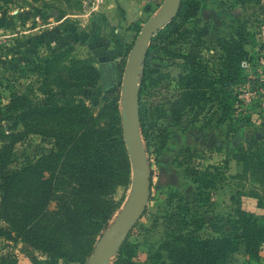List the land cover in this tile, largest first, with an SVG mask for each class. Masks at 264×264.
Instances as JSON below:
<instances>
[{"label":"trees","instance_id":"obj_1","mask_svg":"<svg viewBox=\"0 0 264 264\" xmlns=\"http://www.w3.org/2000/svg\"><path fill=\"white\" fill-rule=\"evenodd\" d=\"M249 2L260 3V0H230L228 7ZM196 9V0H180L175 17L152 39L159 36L161 41L166 39L169 44L180 37L184 40L194 31V26L179 29L194 16ZM236 22L233 31L216 39L219 54L213 68L208 67L199 52L189 49L176 55L168 51L172 57L181 60L174 83L176 94L168 109L175 123L186 111H194L190 121H195L204 111H210V115L217 114L218 123L225 122L242 110L243 100L241 91L236 90L238 86L248 82L250 89L257 91L259 80L247 77L239 63L245 60L256 74L255 65L259 57L264 58V43L257 45L253 33L246 30L247 19ZM138 29L139 23L136 31ZM203 33L196 31L197 42ZM245 45L256 46L258 51L249 52ZM150 47L149 44L147 53ZM67 53L68 50H61L39 58L36 63L30 61V70L38 72L42 86L48 90L42 104L30 105L27 96L30 90L11 92L5 101L0 99V122H10V131L0 135L3 141L0 145V224H4L0 225V238L26 244L44 255L46 264H55L59 260L83 264L95 237L120 204L110 197H102L116 184L126 187L129 184V164L119 126V97L112 96L113 88L102 86V91L109 94L108 100L95 117L80 99L69 93L63 94L62 101H55L52 90L93 88L98 81L105 80L102 70L87 59L70 58L63 63L61 59ZM146 74L144 61L138 116L145 151L148 147L146 131L153 125L147 122L146 106L141 99ZM261 110L264 111V107ZM246 113L242 117L244 122L250 118V111ZM106 115L108 118L104 123L97 125L96 119ZM29 133L51 138V150L33 162L26 160L21 166L9 169L14 160V144ZM165 137V133L159 135L158 148L163 145ZM229 158L241 166V172L236 176L245 179L249 171L254 177L257 185L249 189L248 194L253 196L254 206L262 213L255 215L245 211L239 200L231 196L235 206L227 223L229 230L213 228L218 235L202 237L198 231L205 224L204 219L191 211L188 202L176 203L174 212L164 216L166 226L171 229L149 256L152 264L163 261V258L167 264H226L231 254L239 249L247 259L259 257V251L264 248V141L250 139L237 144L229 151ZM227 159L202 168L184 165V176L194 184L197 201H209L211 191L225 179ZM44 171H47L46 176L42 174ZM177 199L180 201L181 198ZM51 202L54 205L50 208ZM114 257L112 264H133L130 261L132 247L126 238ZM262 259L264 261V257Z\"/></svg>","mask_w":264,"mask_h":264},{"label":"rangeland","instance_id":"obj_2","mask_svg":"<svg viewBox=\"0 0 264 264\" xmlns=\"http://www.w3.org/2000/svg\"><path fill=\"white\" fill-rule=\"evenodd\" d=\"M82 1L11 0L5 3L0 0L1 101H5L11 92L24 93L30 90L27 94L30 105L42 104L48 90L42 86L38 72L30 70V61L36 63L39 58L61 50H68L67 55L61 59L63 63L70 58L87 59L95 68L102 70L105 80L98 81L93 88L52 90L55 101H62L63 94L69 93L80 99L95 117L108 100L109 94L102 91V86L105 89L113 88L112 96L119 97L121 75L131 41L137 33L136 25L139 23L140 27L145 19L151 17L158 10L161 0H152L142 21L130 23L127 27L130 30L128 37L112 31L109 27L105 28L103 21L92 18L93 11L83 15ZM196 1L194 16L179 29H191L193 25L194 31L184 40L180 37L172 44L166 39L161 41L156 36L151 40V47L145 58L147 74L141 99L146 106L147 122L153 124L146 131L150 192L145 211L126 236L132 247L130 261L133 264H152L149 256L170 233L171 226H166L164 216L174 212L173 206L176 203L181 205L188 202L191 211L204 219L205 224L198 231L202 237L218 235L213 228L229 230L227 223L235 206L231 196L239 200L245 211L255 215L261 212L260 208L254 206L253 196L248 194V190L257 185L254 177L249 171L245 179L236 176L241 172V166L229 158V151L250 139L264 141V111L261 110L264 107V58L259 57L254 70L256 74L250 68L246 71L250 79L257 78L259 82L262 79L263 84L258 86L257 91L250 89L248 82L236 88L241 91L243 103L241 112L235 118L218 123L217 114L210 115V111H204L195 121H190L194 111H186L175 123L168 109L176 94L174 83L181 65V60L169 53L177 55L191 49L199 52L201 59L207 62L209 68H213L219 54L216 39L233 31L238 19H247L246 30L253 33L257 45L264 43V0L232 8L228 7L230 0ZM196 31L204 32L199 36L198 42L195 39ZM244 48L249 52L258 51L256 46L245 45ZM117 104L119 108V100ZM249 111L248 122L242 121V117ZM107 118L108 115L97 118L96 124L102 125ZM9 127V121L0 122V135L9 132ZM164 133L166 137L163 145L158 148V137ZM142 141L145 147V141ZM2 143L0 137V145ZM51 148V138L29 133L22 141L14 144V160L8 168H17L26 160L33 162ZM223 158H228L225 179L211 191L209 201H197L194 184L184 176V165L202 168L208 164H219ZM42 174L46 176L47 171ZM128 186L129 184L127 187L116 184L102 198L110 197L114 202L120 203V206ZM178 197L181 198L180 201ZM53 205L51 202L49 207ZM160 252L164 256L162 250ZM21 255L29 256L35 264H46L44 255L26 244L0 238V264L13 261L15 256ZM263 257L264 248L259 251L256 259H247L243 250L239 249L231 254L226 264H264ZM114 261L115 257L110 259L109 264ZM57 263L79 264L60 260ZM157 264H167V260L163 258Z\"/></svg>","mask_w":264,"mask_h":264},{"label":"water","instance_id":"obj_3","mask_svg":"<svg viewBox=\"0 0 264 264\" xmlns=\"http://www.w3.org/2000/svg\"><path fill=\"white\" fill-rule=\"evenodd\" d=\"M179 5L180 0H161L158 10L140 24L131 41L119 85L120 129L129 164L128 191L109 223L95 238L83 264H109L147 206L150 173L139 131L140 78L152 37L175 17Z\"/></svg>","mask_w":264,"mask_h":264},{"label":"crops","instance_id":"obj_4","mask_svg":"<svg viewBox=\"0 0 264 264\" xmlns=\"http://www.w3.org/2000/svg\"><path fill=\"white\" fill-rule=\"evenodd\" d=\"M152 0H102L92 18L103 21V25L128 37L127 27L132 22L142 21ZM75 16V15H73ZM81 16H83L81 14ZM81 29V28H78ZM262 213V210L261 212ZM10 264H35L29 256H15ZM67 264V263H55Z\"/></svg>","mask_w":264,"mask_h":264},{"label":"built area","instance_id":"obj_5","mask_svg":"<svg viewBox=\"0 0 264 264\" xmlns=\"http://www.w3.org/2000/svg\"><path fill=\"white\" fill-rule=\"evenodd\" d=\"M102 0H83L82 3H81V9H82V13L83 15H86L88 14L89 12H94L99 4L101 3ZM239 66L246 72L247 70H249V64L248 62H246L245 60H242L240 63H239ZM261 82L262 79L260 80ZM259 82L260 84L258 85L259 87L263 84ZM255 91V90H254Z\"/></svg>","mask_w":264,"mask_h":264}]
</instances>
